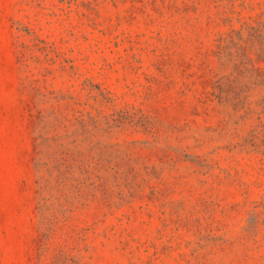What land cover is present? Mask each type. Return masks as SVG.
Segmentation results:
<instances>
[{
	"label": "rangeland",
	"instance_id": "rangeland-1",
	"mask_svg": "<svg viewBox=\"0 0 264 264\" xmlns=\"http://www.w3.org/2000/svg\"><path fill=\"white\" fill-rule=\"evenodd\" d=\"M0 264H264V0H0Z\"/></svg>",
	"mask_w": 264,
	"mask_h": 264
}]
</instances>
